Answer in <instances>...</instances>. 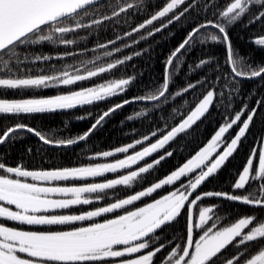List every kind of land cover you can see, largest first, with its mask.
<instances>
[{"label":"snow or ice","instance_id":"6c2138e0","mask_svg":"<svg viewBox=\"0 0 264 264\" xmlns=\"http://www.w3.org/2000/svg\"><path fill=\"white\" fill-rule=\"evenodd\" d=\"M142 7L154 10L142 22L132 26L130 31H125L123 35L117 34L114 39H108L105 43H97L96 47L110 49L104 51L103 55L111 57L114 53H121L126 48L164 32L171 25L188 24L181 41L165 61L163 82L154 91L111 106L96 117L87 131L76 137L52 139L18 119L15 124H0V146L22 139V133L34 135L44 145H79L102 127L106 118H110L126 104L143 102L154 104L158 108L160 104L182 97L199 87L204 88L202 98L194 97V106L188 114L163 134L162 138L149 147H144L142 151L114 163L29 170L20 164L8 165L3 155H0V218L3 221L17 222L22 226H64L92 221L87 226L47 231L24 230L0 222V264H264V217L254 212L237 218L227 226H218L221 217L217 215V209L220 205L198 206L206 198H217L264 210V135L257 141L259 149L253 147L250 150L246 164L232 184V192L197 191L237 151L257 115V110L264 103V97L257 99L251 109L244 103L231 119L226 118L206 146L183 166L172 171L165 179L127 198L81 214H54L56 210L92 204L94 199L102 200L106 190L118 185L132 186L138 178L142 179L141 174L160 165L172 152L162 154L146 166L106 182L79 186H43L55 181L102 177L106 173H117L138 164L163 149L179 134L193 129V125L214 106L217 97L221 98L220 102L227 114L228 109L233 106L232 92L239 93L238 85L242 81L260 78L264 82V60L253 64L251 55L240 54L229 36L230 29L237 24H242L245 28L253 25L264 28V0H0V118L66 112L105 101L126 91L135 79L134 76L52 96H23L25 92L38 93L41 90L76 85L111 72L135 56L143 55L144 50L136 51L123 58H116L106 66L88 70L84 75L67 70L58 71L55 64L48 63L76 55L73 52L65 51L53 56L40 48L30 51L31 46L75 45L78 39L68 38L69 34H76L81 29H103L107 23L118 25L121 20L127 24L134 10ZM138 33L140 35L133 38ZM128 38L132 39L129 41ZM119 41H123L122 46L118 44ZM249 42L264 49V33L258 37L253 36ZM208 44L223 46V60L216 57L200 59L195 67L188 65L187 73L202 71L211 66L209 70L216 75L211 79L208 76L201 77L170 93L169 85L173 77L180 73L186 54L197 45ZM221 80L224 81V87L232 85V90L226 97L228 103H224L223 91L208 87ZM10 93L22 98H9ZM187 103L185 101L186 105ZM176 111L173 109V112ZM246 112V118L241 120ZM146 114L142 111L137 116ZM86 118L76 117L79 120ZM234 126H238L235 135L226 140L225 134ZM152 135L155 136L156 133L153 132ZM144 139L149 137L145 136ZM141 143L142 141L137 140L135 144L117 147L114 151H104L98 155L112 157L117 153H127ZM31 151L29 148L28 152ZM193 173L195 175H190ZM182 178H187L186 182L177 184ZM174 185L175 188L161 198L128 210L127 206L152 196L164 186ZM86 194L96 195L93 199ZM9 206H14L15 210ZM194 209L198 211L194 212ZM118 210H124L123 214L102 221L95 220ZM182 214L185 218L184 245H174L158 258V254L164 253L168 243H171H158L162 238V230L171 227ZM197 229L200 230L199 233ZM229 246L236 249L231 256L226 255Z\"/></svg>","mask_w":264,"mask_h":264},{"label":"trees","instance_id":"16d2710c","mask_svg":"<svg viewBox=\"0 0 264 264\" xmlns=\"http://www.w3.org/2000/svg\"><path fill=\"white\" fill-rule=\"evenodd\" d=\"M154 9L140 8L134 10L129 17V23L125 24L121 20L120 24L107 23L103 29L95 31L89 29L79 30L76 34H69L68 38L78 39L75 45H43L31 46V50L40 48L46 54L53 56L61 54L65 51L73 52L76 55L66 57L61 60H53L48 63L55 64L56 69L67 70L71 73L87 71L107 64L116 58H123L125 55L132 54L136 51H143V55L135 56L132 60L127 61L124 65L119 66L111 72L103 73L97 77H93L87 81L78 82L76 85L59 87L55 89L41 90L38 93L25 92L23 96L28 95H48L61 91H67L91 84H98L100 82L110 81L121 77H135L133 82L128 86L127 90L122 94L111 97L105 101L96 102L92 105L78 107L66 112H57L52 114L38 115V116H22L19 118H0V124H15L17 119L19 122L27 124L31 127L41 130L49 135L52 139H65L76 137L78 134L85 132L94 123L96 117L102 112L108 110L111 106L128 98H134L144 95L147 92L154 91L164 79L165 61L171 51L178 45L184 35V28L189 27L188 24L181 26L179 23L169 26L162 33L150 37L146 41L124 49L121 53H114L111 57H105L104 51L110 49H99L96 47L97 43H105L108 39H114L117 34L123 35L125 31L131 30L132 26L143 21L150 11ZM87 22V20L85 21ZM264 33V28L258 25L245 28L242 24H237L230 29L229 36L234 47L239 49L240 54L244 56L251 55V62L264 60V49H259L258 46L250 43L249 40L253 36H260ZM140 34H135L136 38ZM84 37V39H80ZM132 38H128L130 41ZM118 44L122 46L123 41ZM115 47V46H111ZM225 55L222 45H197L190 50L184 57V65L180 73L173 77V81L169 85V92L174 93L178 89H182L185 84L194 82L201 77L208 76L209 79L216 75L215 72L210 71L211 66H207L202 71H194L191 74L187 73L188 65L195 67V64L203 58L216 57L223 60ZM99 57L100 59H97ZM175 63V62H174ZM47 70V64L44 65ZM226 70V69H225ZM208 87H215L218 91L225 93L224 103H228L227 94L231 92L232 85L229 84L224 87V81ZM239 93L232 92V107L228 109L227 114L225 108L220 102L221 98L217 97L214 100V106L210 107L208 113L193 125V129L187 130L186 133L179 134L174 140L170 141L163 149L158 150L148 158L144 159L139 164L121 170L117 173H108L98 179L89 181L106 182L110 179L119 178L121 175L128 174L131 171L138 170L141 166H146L147 163L153 162L162 154L172 152L170 157L162 160L160 165L150 169L148 173L141 174L142 179L138 178L133 182L132 186L126 187L118 185L114 189L106 190L104 198L96 201L94 199L96 194H86L92 196L94 202L88 205H76L69 209L56 210L54 214H81L86 211L94 210L98 207L107 206L110 203L116 202L119 199L127 198L138 191L145 190L154 183L165 179L167 175L175 171L188 159L192 158L201 148L206 146L210 138L215 134L220 126L223 125L224 120L231 119L235 112L239 111L244 103L248 104L249 109L255 106L256 100L264 97V82L260 78L248 81H242L239 85ZM204 88L192 90L191 93H185L182 97H177L175 100H169L168 103L160 104V107H154V104H145L143 102L126 104L123 108L117 110L106 118L103 126L99 127L86 142H81L79 145L69 147H54L44 145L34 135L22 133V139L14 141L10 145L0 146V155H3L4 161L11 166L18 164L23 165L30 170H44L56 169L66 166L89 165L96 163H105L111 158L121 157L128 152L136 150L143 146L147 141L150 142L164 132L174 126L180 119H182L189 110L194 106V97L202 98ZM22 97L16 94H9V98ZM187 101V105L185 104ZM158 103V102H155ZM176 109V112H173ZM146 112L144 116H137L139 112ZM78 116H85L86 119H76ZM133 119H128V117ZM247 112L242 116L241 120L245 119ZM238 126H234L225 134V139L233 136L237 131ZM2 131V129H0ZM156 135L153 136L152 133ZM264 134V103L261 104L257 110V115L254 117L253 123L250 126L248 133L240 143L237 151L229 158V161L220 169V171L208 181H206L197 191L198 192H232V184L237 178V174L242 170L246 164V160L250 150L253 147L259 149L257 141L260 136ZM150 136L148 140L141 144H136L135 148L129 149L127 153H117L112 157H102L98 155L104 151H113L117 147L124 144L139 140L143 136ZM147 142V143H148ZM31 148L32 151L28 152ZM198 171V170H197ZM195 175V173L190 174ZM187 178H182L177 184L186 182ZM94 183V182H92ZM174 186H164L157 190L150 197H144L133 205L127 206L128 210H133L149 201L162 196L163 194L173 190ZM239 191V190H237ZM195 195V193H194ZM60 198V197H58ZM220 205L217 209V215L221 217L218 226H225L234 222L237 218L243 215H251L254 212L259 216L264 217V210L253 209L249 206L240 204L238 202H230L217 198H206L199 207L203 205ZM13 207L14 206H10ZM15 209V208H14ZM124 210H118L116 213H109L103 217L95 218L97 221L113 218L115 215L123 214ZM197 212L198 209H194ZM0 222L6 225L10 224L14 227L22 228L24 230H68L72 227L87 226L92 221L77 222L73 225L64 226H22L17 222L3 221ZM211 223V222H210ZM199 233V229L196 230ZM161 240L158 243H168V248L164 253L158 254V258L163 256L174 245L183 246L185 243V218L182 214L177 222H174L171 227H166L161 232ZM236 249L229 246L226 250V255L231 256ZM255 251V247L253 248Z\"/></svg>","mask_w":264,"mask_h":264},{"label":"water","instance_id":"95a60500","mask_svg":"<svg viewBox=\"0 0 264 264\" xmlns=\"http://www.w3.org/2000/svg\"><path fill=\"white\" fill-rule=\"evenodd\" d=\"M84 75H86V73H84ZM87 88V87H86ZM82 89V88H81ZM76 90H80V89H76ZM76 90H73V91H76ZM64 93H66V92H64ZM58 94H61V93H58ZM54 95H56V94H54ZM49 96H52V95H49ZM127 100H131V99H127ZM188 114V113H187ZM186 114V115H187ZM184 118V117H183ZM176 125V124H175ZM174 125V126H175ZM174 126H172V127H174ZM171 127V128H172ZM171 128L168 130V131H170L171 130ZM167 133V131L165 132V133H163V134H166ZM162 134V135H163ZM162 135L161 136H159L158 138H156L155 140H153L152 142H150V143H148V144H146L145 146H142V147H140L139 149H137V150H135V151H133V152H131V153H129V154H127V155H125V156H123L122 158H120V159H125L127 156H129V155H134L137 151H142L143 150V148L144 147H149L152 143H155L158 139H160V138H162ZM147 137H149L148 135H146ZM144 137L145 136H143V137H141L139 140L140 141H142V140H144ZM137 140H135L134 142H131V143H128V144H135V142H136ZM128 144H124V145H122L121 147H123V146H127ZM114 151V150H113ZM149 157V156H148ZM148 157H146V158H148ZM145 158V159H146ZM116 161V160H115ZM115 161H112V162H108V163H114ZM143 161V160H142ZM141 162V161H140ZM139 162V163H140ZM132 166H134V165H132ZM131 166V167H132ZM183 166V165H182ZM74 167H80V166H74ZM66 168V167H65ZM68 168H71V167H68ZM60 169H62V168H60ZM120 171V170H119Z\"/></svg>","mask_w":264,"mask_h":264},{"label":"flooded vegetation","instance_id":"af4514ba","mask_svg":"<svg viewBox=\"0 0 264 264\" xmlns=\"http://www.w3.org/2000/svg\"><path fill=\"white\" fill-rule=\"evenodd\" d=\"M53 185L52 186H69V185H71V184H73L74 182H68V181H55V182H51ZM44 185H47V184H44ZM43 185V186H44ZM56 198H58V197H56ZM10 207V206H9ZM13 208V207H12ZM13 210H15L14 208H13ZM6 225V224H5ZM6 226H10V227H14L13 225H10V224H8V225H6Z\"/></svg>","mask_w":264,"mask_h":264},{"label":"rangeland","instance_id":"374dc122","mask_svg":"<svg viewBox=\"0 0 264 264\" xmlns=\"http://www.w3.org/2000/svg\"><path fill=\"white\" fill-rule=\"evenodd\" d=\"M263 135H264V134H263ZM29 182H33V181H29ZM166 194H168V192L165 193V194H163V195H166ZM163 195H162V196H163ZM162 196H160V197H158V198H161ZM158 198H155V199H158ZM152 201H153V200H152ZM152 201H151V202H152ZM151 202H148V203H151ZM145 204H146V203H145ZM143 205H144V204H143ZM143 205H141V206H143ZM141 206H139V207H141ZM133 210H134V209H133ZM234 222H235V221H234ZM227 225H229V224H227ZM227 225H225V226H227Z\"/></svg>","mask_w":264,"mask_h":264}]
</instances>
